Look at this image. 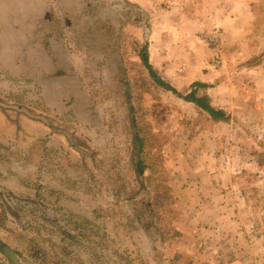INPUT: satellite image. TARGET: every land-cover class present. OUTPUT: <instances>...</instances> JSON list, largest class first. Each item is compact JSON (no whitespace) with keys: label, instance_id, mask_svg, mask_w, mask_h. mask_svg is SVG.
<instances>
[{"label":"rangeland","instance_id":"374dc122","mask_svg":"<svg viewBox=\"0 0 264 264\" xmlns=\"http://www.w3.org/2000/svg\"><path fill=\"white\" fill-rule=\"evenodd\" d=\"M35 1L0 0V99L33 104L39 113L61 118L65 127L95 147L102 173L92 183L82 168L68 169L69 162L80 160L67 159L62 142L48 127L7 121L0 115V184L24 197H34L39 185L45 188V196L56 191V198L72 211L93 220L100 217L98 223L106 228L116 248L129 251L125 258L120 257L124 264H186L176 255L185 236L171 226L173 200L158 185L165 177L162 168L170 176L167 151L204 133L187 131L188 124L203 114L156 86L143 67L140 52L148 45L150 63L153 53L155 63L162 62L167 72L164 75L152 64L161 79L180 93H187L198 82L209 85L206 91L211 104L228 113L231 123L236 122L235 127L249 137V158L257 167L245 171L244 187L255 182L264 187V145L256 142L255 147L251 142L253 123L264 121V0H196L209 13L202 15L204 24L192 20L199 16L192 10L186 16L171 15L156 34L153 12L139 6L134 11L127 0H97L109 3L110 13L117 17L114 26L103 23L97 37L90 34L99 23L93 18V6L83 5V0ZM177 2L174 7L181 0ZM42 3L47 8L44 12ZM49 3L57 4L56 12ZM215 3H220L216 12ZM65 9L71 12L64 18L55 15H62ZM130 13L140 17L138 22L124 20ZM83 35L87 43L107 40L113 46L108 51L96 47L90 49L91 54H82L78 42L85 51L89 49ZM161 42L167 45L159 46ZM252 59L255 67L249 68L245 64ZM193 111V121H188ZM134 121L142 123L143 136L149 139L143 180L131 163ZM218 145L220 153L219 141ZM258 152L263 155L254 159ZM83 165L92 169L88 163ZM255 168L259 170L255 172ZM146 192L152 198L151 207L145 205ZM172 193L176 196L173 189ZM248 193L247 199L255 197L262 204L257 212L254 209L258 221L251 223L258 229V236L252 238L257 254L251 252L247 263L264 264V191L260 194L254 187ZM97 212L101 215L95 217ZM135 213L142 223L131 229ZM155 225L157 230L152 229ZM50 239L40 224L13 218L0 222V240L20 251L29 263L43 257L55 263ZM74 258L77 264H93L86 252H75L65 261L72 263ZM0 264L8 262L0 259Z\"/></svg>","mask_w":264,"mask_h":264},{"label":"crops","instance_id":"0c3cea01","mask_svg":"<svg viewBox=\"0 0 264 264\" xmlns=\"http://www.w3.org/2000/svg\"><path fill=\"white\" fill-rule=\"evenodd\" d=\"M129 1L143 8L145 12H153L156 15L155 34L159 30L158 26L160 27L162 22L173 14L186 16L188 12L196 10L199 16L195 15L192 20L201 24H204L202 22L205 21L202 15L204 13L205 16L209 14L206 13L205 8L200 9L202 5L196 0H181L180 5L177 7H174V4L179 3L178 0ZM49 4L56 12L55 6L57 4ZM88 4L90 7L93 6L91 9L93 15L95 14L93 18L99 22L98 27L93 28L95 30L93 34H90L97 37L103 26V19L99 16V12L104 10V12L109 13V6L103 7L104 4L101 2L95 5L94 0L93 2L83 0V5L87 6ZM219 4H214L213 11H218ZM42 6L41 11L47 10L44 4ZM72 11L75 12V9ZM70 12L65 9L62 15L58 13H55V15L64 18L65 14H70ZM75 13L74 15H76ZM187 21L189 20L187 19ZM100 42L102 41H96L97 44H95L90 40L84 44L89 48L88 51H85L86 48L82 47L83 45L79 42L76 46L82 54H85V52L90 53V49L102 47L98 44ZM158 45L165 46L167 43L161 42ZM151 59V64L159 68L164 75H167L163 63L158 60L159 64L155 63L156 58H153V53H151ZM166 70L172 72L170 69L166 68ZM223 102L224 104L228 103L227 99H223ZM244 104L247 107L249 106L248 101H245ZM192 108L194 110L193 106ZM262 109H264V105ZM193 114L194 111L189 115L191 117L187 119L188 121H193ZM235 123L220 124L214 130L204 131L192 141L186 138L185 145L183 144L179 148H170L167 151L170 155L167 156L166 160V167L171 178L169 187L176 194V196L173 195L175 197L173 210L178 216L173 227L178 230L177 233L185 236V244L178 246L177 250L180 255L186 256L191 264H249L247 263L249 260L248 255H251L254 250V256L257 254L252 238L258 236V229L251 223L258 221L254 209L257 212L262 203L255 197L247 199V196H249L248 191L251 188H257V191L261 194L264 187H258L256 182L252 187H244L245 183L241 180L242 176L245 175V171L249 166L255 167L256 165L249 158L251 155L248 145L249 137L242 128L237 129ZM240 125L243 126L241 123ZM253 127H255V131L251 137L252 144L255 147H257L256 142L264 145V121L259 119L253 123ZM227 129L231 132L226 133ZM221 131H224V133H221ZM213 137L217 138L216 142L212 141ZM218 141L220 143V153ZM225 158L227 160H221ZM257 170L259 168L254 169L255 172ZM248 223L249 225H247ZM231 240L233 241L232 244H230Z\"/></svg>","mask_w":264,"mask_h":264},{"label":"trees","instance_id":"16d2710c","mask_svg":"<svg viewBox=\"0 0 264 264\" xmlns=\"http://www.w3.org/2000/svg\"><path fill=\"white\" fill-rule=\"evenodd\" d=\"M37 1V0H36ZM35 1V3H36ZM34 3V4H35ZM131 5L134 11L138 10V5L131 3L129 0L126 2ZM109 6L104 2V6ZM66 15V14H65ZM99 16L103 19V23L114 24V20L117 18L112 13H106L104 10L99 12ZM129 19L132 23L138 22L140 17L136 14L130 13L124 20ZM102 23V24H103ZM103 28V26H102ZM102 31V30H101ZM83 42L87 43V36H81ZM95 44L96 41L94 42ZM93 44V46H95ZM99 50H109V46H113L107 40L100 43ZM140 57L142 59L143 67L149 73L150 78L153 80L156 86L163 89L164 91L171 92L179 99L196 106L201 115L195 122L188 124L190 129H187L191 134H199L200 132L209 131L214 129L220 124H230L232 122L231 116L224 110L214 107L211 104V99L206 91L209 85L205 83H195L187 93H180L176 89L172 88L170 85L165 83L160 77L159 71H157L149 61V50L148 45L143 46ZM255 59V58H254ZM254 59L247 62L245 65L249 68L255 67L253 64ZM258 66V65H256ZM0 115H2L7 121H17L21 123H28L34 126L38 124L48 127L53 135L58 137L62 143H60L62 150L67 154V159L69 157L79 158L80 162L68 163V169L79 170L82 168L87 172L91 178V182L96 181V176L102 173V169L97 167V162L99 158L97 157V150L92 144L81 136L78 135L74 130L65 127V123L61 122V118L50 115L49 113H39L36 111L33 104H20V103H10L0 99ZM146 125V124H145ZM144 130L142 129V123L133 122V128L131 132V144H132V160L131 163L137 170L138 176L143 180L145 171L147 170L148 160L145 153L146 147H148V137L143 136ZM263 153L258 152L253 155L255 157H261ZM257 160V159H256ZM93 165H90L91 162ZM84 164L88 163L89 168H85ZM162 168V167H161ZM165 174L163 180L159 181L158 188L163 189L166 194L170 195L175 204V197L172 194V190L169 187V175L162 168L161 175ZM147 176L145 175V178ZM85 181L81 182L84 183ZM43 189V190H42ZM45 188L38 185L34 197H24L18 192L3 186L0 184V222L7 221L8 218H13L17 221L28 220L32 225L40 224L48 232L49 236L52 238L49 240L51 244V249L53 250L54 257L56 259L55 263L47 260L46 257L37 258L33 263H29L22 257V253L18 250L12 249L7 243L0 240V259H6L8 264H37V262L42 261L43 264H77L74 261L67 262V257L74 255L76 252L83 253L86 252L90 256V260L93 264H124L120 257H126L129 251H123L116 248L113 240L109 236L108 231L105 227L98 223L100 217L97 220L89 219L84 215L78 214L76 211H72L68 206L62 205L59 198H56V191H51L48 196H45ZM142 189H144L142 187ZM39 191V193H38ZM140 194L138 193H135ZM145 193V199H147L146 206L151 207L153 202L152 198L147 196ZM133 205H136L135 201L128 199ZM138 200V199H136ZM174 207V205H173ZM171 208V214L173 215L171 226L175 221H177V213ZM152 212V211H151ZM101 215L99 212L96 213L95 217ZM142 223V219L135 213L133 219L130 221L131 229L132 225ZM135 230L137 228L134 226ZM158 227L155 225V228ZM131 231V230H130ZM133 232V231H131ZM179 236V235H178ZM130 254V253H129ZM179 259H185L186 264H191L190 260L184 256L177 254Z\"/></svg>","mask_w":264,"mask_h":264}]
</instances>
